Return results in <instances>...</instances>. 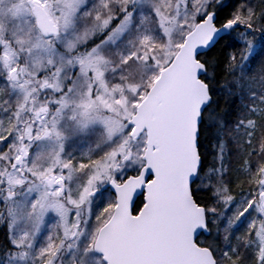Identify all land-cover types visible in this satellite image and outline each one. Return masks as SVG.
Returning a JSON list of instances; mask_svg holds the SVG:
<instances>
[{
    "label": "snow or ice",
    "instance_id": "6c2138e0",
    "mask_svg": "<svg viewBox=\"0 0 264 264\" xmlns=\"http://www.w3.org/2000/svg\"><path fill=\"white\" fill-rule=\"evenodd\" d=\"M0 264H264V0H0Z\"/></svg>",
    "mask_w": 264,
    "mask_h": 264
},
{
    "label": "trees",
    "instance_id": "16d2710c",
    "mask_svg": "<svg viewBox=\"0 0 264 264\" xmlns=\"http://www.w3.org/2000/svg\"><path fill=\"white\" fill-rule=\"evenodd\" d=\"M254 2H255V0H254Z\"/></svg>",
    "mask_w": 264,
    "mask_h": 264
}]
</instances>
